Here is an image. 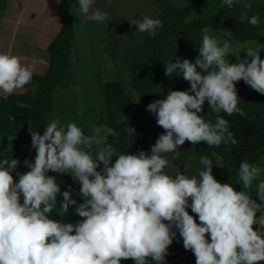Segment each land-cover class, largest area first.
Segmentation results:
<instances>
[{"label": "clouds", "instance_id": "obj_1", "mask_svg": "<svg viewBox=\"0 0 264 264\" xmlns=\"http://www.w3.org/2000/svg\"><path fill=\"white\" fill-rule=\"evenodd\" d=\"M77 2L88 20L108 19V12L95 6L96 0ZM238 3L223 0L222 7L231 9ZM252 7L251 0H244L238 19L259 27V15H248ZM130 24L152 37L163 27L160 19L147 15ZM245 52L244 59L230 62V43L221 45L205 28L195 62L174 53L165 63V76L181 75L190 88L172 90L147 105L164 129L150 154L143 150L117 154L107 143L116 133L106 125L95 127L89 135L76 123L65 127L56 120L45 126L43 134L29 127L36 155L34 161H24L28 171L14 176L20 160L0 157V264H122L127 260L164 264L177 232L196 264H264L261 167L240 162L241 190L215 178L207 155L200 156L202 170L197 175L167 171V154L178 159L186 141L210 147L238 143L221 115H244L236 83L243 80L264 95V59L260 50ZM35 67L17 55L0 52V93L10 95L25 88ZM205 103L215 114L214 121L200 115ZM50 172L78 181L83 202L72 198L71 186L61 193ZM257 180L254 199L250 190ZM72 206L82 219L65 223ZM54 212L58 219L52 218Z\"/></svg>", "mask_w": 264, "mask_h": 264}, {"label": "crops", "instance_id": "obj_2", "mask_svg": "<svg viewBox=\"0 0 264 264\" xmlns=\"http://www.w3.org/2000/svg\"><path fill=\"white\" fill-rule=\"evenodd\" d=\"M190 1L196 3L201 12L207 16L217 14L223 5V0ZM47 2L46 0H9L4 17L0 21V52L17 55L26 63H35L34 74L38 75H43L48 68L47 47L61 27V22L58 26L56 22H51L46 17ZM243 2L244 0H240V3L234 5L233 8L227 9L226 19L249 35L259 34L264 36V0H251L253 7L248 13L249 16L259 15L261 19L259 27H253L247 21L243 23L239 21L238 17ZM53 3L58 11L59 0H53ZM97 26L103 33H107V20L103 23H97ZM205 28L192 24L177 26L178 57L195 62L199 56V47L202 43L203 29ZM207 30L208 35L215 38L221 45L227 41L213 29L207 28ZM76 40L77 35L75 44ZM92 42L95 41L89 36L87 44L84 46L86 53L78 59L77 64L78 62L79 64L75 66V71L69 80L68 86L56 94L53 103L52 121L56 120L65 127L68 123H76L85 135L91 134L97 126L106 125L116 133L115 136L107 138V143L112 144L117 154H137L141 150L150 154L151 147L155 144L159 134L148 124L147 121L150 117L148 112L139 109L131 95L125 91L123 94L121 71L117 62L113 58L111 59L110 54L106 51L109 46L108 42L105 41L101 44V54L95 53V50L91 47ZM248 48L260 50V45L255 41L230 43L231 54L228 57L230 62L236 63L239 58L244 59L246 57L245 51ZM248 60L250 62L251 58H248ZM80 62L82 63L80 64ZM180 78L183 77L173 74L174 82H178ZM186 83L190 88L189 82L186 81ZM33 90L34 88H31L30 91ZM26 91L27 89H20L14 93H25ZM237 94L240 98V109L264 114V95L256 92L246 83L244 87L237 88ZM8 95L0 93V153L10 149L13 139L18 134V128L11 122V112L16 108L17 103L9 100ZM200 115L204 116L206 121H214L216 118L215 114L208 108L207 103L204 105V112ZM129 128L134 129L135 132H130ZM199 145L202 147L208 146L203 142ZM96 150L94 148L93 152ZM167 159L170 161L167 171L172 174L177 169L182 173L185 172L183 166L188 168L186 174L189 176H192L191 173L194 170L198 172V167L192 159H177L178 161L175 162L173 154H167ZM177 162H183L184 164L182 163L183 166H180ZM253 165L261 167L262 171L259 179H264V160ZM26 171H28V168H26ZM238 172L239 165L230 166L227 170V181L237 190H241V186L237 183ZM49 175L56 176L57 182L61 186V193L71 186L72 198L77 200L78 203L83 202V198L78 194L81 187L78 181L67 174L50 172ZM258 182L259 180L254 181L253 189L250 190V195L255 198V185ZM58 199H62V195L58 196ZM75 207H70L68 214L63 218V222L75 224L82 219L75 213ZM188 211L195 216L191 213L190 208ZM52 215L54 219L59 218L56 217L55 212ZM196 219L199 222L198 217ZM168 253L164 264H196L193 253L184 249L183 241L178 232L176 239L173 240L168 249ZM122 264H133V262L127 260ZM149 264H156V262L149 260Z\"/></svg>", "mask_w": 264, "mask_h": 264}, {"label": "trees", "instance_id": "obj_3", "mask_svg": "<svg viewBox=\"0 0 264 264\" xmlns=\"http://www.w3.org/2000/svg\"><path fill=\"white\" fill-rule=\"evenodd\" d=\"M9 0H0V21L6 12ZM77 0H59L58 17L61 22L59 32L47 47L48 68L43 75L34 74L32 82L25 86V93H13L8 99L17 103L11 112V122L18 128V134L13 139L8 151L0 153V157L18 158L20 165L13 172L23 173L26 170L24 161L35 159L36 151L32 147L29 127L39 130L43 134L45 126L52 121L53 103L56 94L66 88L75 71L72 57L75 51V27L71 15V8ZM184 5L177 9L172 0H158L161 11L159 19L163 27L155 37L147 35L145 46L147 51L141 58H135L129 63L130 83L140 101L147 108L151 102L163 97L155 91L158 77L165 73L167 62L178 55L179 40L177 26L181 24L199 25L211 28L230 43L255 41L260 45L259 55L264 59V36L249 35L235 27L226 19V7L215 15L207 16L201 12L196 3L181 0ZM175 62V61H173ZM243 80L236 83V88L244 87ZM34 88L33 91H30ZM189 87L183 78L178 82L172 80L171 90L185 91ZM124 94V89H123ZM244 115L238 113L228 116L221 113L229 121L230 130L238 141L236 145L207 146L193 145L185 142L180 146L178 159H194L199 163L200 156L207 155L213 162V175L221 183H228L227 170L230 166L239 165L247 160L254 164L264 160V114L240 109ZM154 121V129L160 135L164 129L159 127L156 116L147 111ZM218 158L221 164L218 165ZM18 179V177H17ZM253 197V196H252ZM255 199V197H253ZM22 202V201H21Z\"/></svg>", "mask_w": 264, "mask_h": 264}, {"label": "rangeland", "instance_id": "obj_4", "mask_svg": "<svg viewBox=\"0 0 264 264\" xmlns=\"http://www.w3.org/2000/svg\"><path fill=\"white\" fill-rule=\"evenodd\" d=\"M46 1H48L46 5V17L50 19L51 22H56L59 26L60 21L58 11L56 7H54L53 0ZM172 3L177 9L184 5L181 0H172ZM95 6H98L101 10L108 12V29L106 34L99 29L97 26L98 22L88 20L87 17L80 12L77 1L71 8V15L74 22L75 33L77 35L72 63L74 66H77L79 64V62L77 64L78 59L83 57L86 53L84 46L87 44L89 36L95 41L94 43H91V47L95 50L96 54H101V44L105 41L108 42L109 46L106 51L110 54L109 57L111 59L113 58L120 68L124 91L131 95L133 100L139 106V109H143L147 112L135 90L131 86L129 63L131 60L141 58L145 54L147 48L145 46L144 39L149 34L138 32L137 26L130 24V21L143 18L145 15L159 19L161 6L158 0H96ZM81 63L82 62H80V64ZM172 80L173 76L168 77L165 76V73H162L155 83V91L163 98H166L171 90ZM147 122L154 129V121L150 117ZM176 161L178 160L175 159V162ZM192 161H194L198 167L199 172V163L194 159H192ZM177 163H179L180 166H183V162ZM217 164H221L220 158H218ZM183 167L185 168L184 171L187 173L188 168L186 166ZM198 172L194 170L191 174L197 175Z\"/></svg>", "mask_w": 264, "mask_h": 264}]
</instances>
